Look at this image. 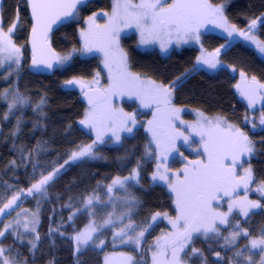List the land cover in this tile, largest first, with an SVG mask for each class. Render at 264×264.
<instances>
[{
  "label": "trees",
  "instance_id": "obj_1",
  "mask_svg": "<svg viewBox=\"0 0 264 264\" xmlns=\"http://www.w3.org/2000/svg\"><path fill=\"white\" fill-rule=\"evenodd\" d=\"M209 2L213 5L225 3L224 15L228 23L240 31L247 32L250 23L258 20L256 36L264 42V0ZM0 6L4 28L15 21L18 11V24L13 36L15 44L23 52V63L17 74L0 66V208H4L14 195L19 196L11 209H5L8 215L0 214V231L5 233L0 236L4 258L11 264H103L104 253L122 251L133 258L132 264H148L146 256L140 251L128 246L117 247L120 243L112 238L111 228L96 233L81 252L74 253L73 237L86 226L89 218L86 211L74 217L72 213L81 209L84 201L91 196L99 195L100 201H104V187L114 178L126 176L138 162V183L129 184L124 189L135 203L129 219L131 224L137 231H142L150 225L157 212L171 217L176 213L172 195L163 186L150 182L154 162L144 158L149 138L141 127L148 115L147 112L140 113L139 105L130 99L126 98L121 106L127 113L134 112L138 116L132 136L123 137L117 147H98L94 159H83L63 168L72 151L76 147L92 144L93 138L79 125L85 110L80 94L75 90L64 91L62 86L71 79L82 82L92 80L97 73L105 77L98 56L82 55L79 33L88 16L110 10L111 0H94L82 5L78 17L50 36V45L57 56L70 54L71 59L66 66H58L54 73L45 76L32 75L26 69L28 63H25V56L28 54L25 44L31 24L25 2L0 0ZM205 22L200 26L201 46L207 52H214L229 41L208 32ZM119 43L127 54L128 67L133 74L173 89L174 106L187 108L201 116L222 118L235 127H241L244 117L250 113L235 92L236 77L243 72L245 77L251 80L255 77L264 85V60L239 41L230 43L220 56L221 62L228 68L212 73L196 69L198 50L193 47L184 46L168 56H161L154 49L142 52L137 48V38L133 33L121 36ZM230 68L235 69L234 73L230 72ZM11 87L16 96L25 99L23 105L15 104V99H8L6 94L3 100L4 91ZM9 104L14 105L11 110ZM251 141L254 152L243 168L251 167L254 178L263 184L264 129L254 133ZM56 169L59 171L44 186L35 204L33 199L36 195L29 197L27 189ZM250 196L257 199L255 194ZM258 200L261 207L248 216L242 218L234 213L226 228H217L218 232H210L207 237L205 234L193 236L181 253V261L184 264H259V251L252 252L249 248L251 240L264 236V198L260 196ZM19 210L37 212L38 223L33 233L15 228L5 230L7 221L12 220ZM160 226L149 228L152 236L163 228ZM245 231L247 236L243 234ZM234 232L240 234L230 243L229 236ZM37 236L39 239H36ZM29 241L36 247L32 248ZM100 244H103L102 248H99ZM193 248L199 251L193 253ZM170 250L165 246L163 252ZM154 264L173 263L155 261Z\"/></svg>",
  "mask_w": 264,
  "mask_h": 264
},
{
  "label": "snow or ice",
  "instance_id": "obj_2",
  "mask_svg": "<svg viewBox=\"0 0 264 264\" xmlns=\"http://www.w3.org/2000/svg\"><path fill=\"white\" fill-rule=\"evenodd\" d=\"M87 0H27V5L31 9V15L33 19L32 32L34 37L42 35L47 39L48 33L52 30L53 24L58 21L63 22L72 18L78 17L79 9L78 5L86 4ZM208 17H212L214 23L218 27H223L225 31H228L229 36L233 32L237 31L235 25H229L227 18L224 15V5L214 6L209 0H140L136 3L135 0H114L112 15L109 17L108 24L102 29L97 30L96 15L88 18L87 23L89 27L86 30L80 32L81 39L83 41L82 52L99 51L104 57V66L109 72V86L107 89L97 90L100 95L88 96V102L90 105V111L85 113L84 119L80 123L86 127L91 128L96 132L97 139L93 144H89L80 147L79 151H74L71 154L70 159L77 160L85 156H94L93 147L97 142H104L103 135L105 131H111L116 141L120 140L119 133L121 131L131 132L132 127L136 124L134 114L124 113L121 109L119 114L114 111H110L104 107L112 96H119L127 94L129 97L135 95L140 103L144 107H149L153 103L157 105L156 112L153 113L154 120L157 113L161 112L160 105L164 106V111L168 114L167 119L162 122H157L156 127L161 131L154 130L151 126L154 121H149L150 127L147 131L152 133L153 141L156 143L157 149L161 148V137L167 135V127L171 124L173 116L178 117L180 109L171 106L172 89L164 86L163 84H156L152 80H144L139 75L133 74L128 67L127 54L120 47L119 38L120 32L125 28L135 27L140 33V44H146L154 39L167 35L171 37L176 35L177 40H183L185 43L189 39H195L199 42V28L201 23ZM16 19H18V11ZM256 21L253 20L250 25V29L254 27ZM16 27L14 22L8 29V33L11 34ZM245 36V39H251L257 44L259 50L264 52V45H261L259 41L255 40L254 36H249L245 33H241ZM6 42L9 51L7 59L11 60L13 56L16 57V63L19 64L20 49L16 48L11 43L10 35L3 33L0 28V43ZM223 47V46H222ZM35 42L33 43V50L35 53ZM5 48L0 47V52L5 51ZM161 50L165 51L164 44L161 43ZM50 52L51 49L49 48ZM76 51V49H73ZM220 54V49L217 48L214 53L208 54V57H199L197 63L207 64L210 68H215L219 61L216 59ZM53 59L56 64H63L71 59V55L57 56L53 53ZM3 61L0 60V66ZM43 64L44 67L51 69L53 67L52 62L46 60H37L35 55L33 57V66ZM235 71V69H233ZM241 77H244V73H240ZM99 76V73H97ZM67 86H71L77 83L82 84V81L77 79H71L65 82ZM95 83H99L98 80ZM252 83L256 84V78H252ZM260 88H264V85H259ZM242 95L249 100V107H252L255 103L254 97H249L246 93L242 92ZM261 98H264V93H259ZM103 101V103H101ZM25 99L19 95L15 97V104L23 105ZM41 99V103H43ZM14 105H9V110ZM39 107V105H37ZM7 119V115H5ZM261 125H264V112H262ZM226 124L222 118H216L215 121H208L207 127L201 125L200 132L201 139L204 143V151L207 155V163L201 161H190L191 167L186 166L183 169L184 176L176 178L175 182H172L167 175V169L164 173L159 171L161 163H157V171L152 175V180L160 179L168 184L169 190L175 194V203L178 210L176 222L173 223V227L177 226V222L184 221L183 231L179 233L176 240L172 241L173 258L176 264H181L178 253L184 249V247L193 239V233H198L203 229L205 237L210 232H218L215 227V221L220 220V223L227 222L226 213H215L211 201L216 199V193L223 190L225 195H230V191L225 187L226 184L231 183V180L235 179L234 165L238 161V157L243 154H252L254 152L253 142L249 137L235 125L227 124L226 127L222 125ZM131 125V126H130ZM255 127V125H253ZM172 132L175 136H183L182 132H178L175 128H172ZM207 136V140L204 137ZM185 142H188V137H183ZM173 142L168 144L167 147L171 151H177ZM146 150L151 153V149ZM162 153L157 154V158ZM231 157L233 161V167L230 172L225 173L223 159ZM165 159L167 157L165 156ZM68 161H65L67 163ZM54 172L49 173L46 176H42L38 182L33 183L30 188L27 189V195H32L33 192L40 193L44 186L49 183L55 176ZM246 176L241 177L240 180L244 182L245 187L252 178L251 167L245 170ZM138 175L136 170L130 177H125V180L135 179ZM114 185H120L123 187V181L119 177L113 180L112 185L108 186V191H112ZM23 191V190H22ZM19 196L14 195L11 200L4 205V208H0V214H3L5 209H11L18 200ZM91 199L87 201L91 204ZM251 208H259L260 204L255 201H249ZM233 205H229V212H231ZM242 214L247 216L249 214L248 208H241ZM161 213L157 212L152 219L155 220ZM167 218V213H164ZM27 228V225H25ZM146 230V229H145ZM94 231V229H93ZM5 233L0 231V236ZM120 233H118L119 235ZM239 232L232 233L233 239L239 235ZM245 236L248 233H243ZM144 235V230L139 233V236ZM39 239V236L36 237ZM78 244H87L92 239L90 233H81L75 238ZM128 240H133L135 243H139V238L128 237ZM32 248L36 247V244L29 241ZM103 243V241H101ZM251 248H259L261 251V259L264 261V236L260 239L251 240ZM80 249L77 248V251ZM193 253L198 252V249L193 248ZM4 250L0 249V255H3ZM219 257V253H216ZM126 261L131 262L132 257H125ZM155 259V257H154ZM248 259L251 261L252 257ZM4 264H11V262L5 258ZM105 264H109L108 260H105Z\"/></svg>",
  "mask_w": 264,
  "mask_h": 264
},
{
  "label": "rangeland",
  "instance_id": "obj_3",
  "mask_svg": "<svg viewBox=\"0 0 264 264\" xmlns=\"http://www.w3.org/2000/svg\"><path fill=\"white\" fill-rule=\"evenodd\" d=\"M135 2L139 3L140 0H135ZM167 2H171V0H167ZM113 3H114V0H111V8L109 11H98V12L94 13L96 15V25L98 26L97 27L98 31L102 30L108 24L109 17L112 15V11H113ZM220 4H223L224 8H225V3H220ZM220 4H216V5H220ZM216 5H214V6H216ZM94 14L88 16L84 20V28L82 30H86L89 27V24L87 23L88 18L93 16ZM212 21H213L212 17L206 19V22H205L206 30L208 32L218 34L224 38H228V41H229L228 43H226V45L219 48L220 54L218 57H216V59L219 61V63H217V66L215 68H210V67H208L207 64H204V63H197V59L199 57H208V54L215 52V51L214 52H207L202 48L201 38H200L201 31H202L201 27L199 28V33H198L199 34V42H197L195 39H189L186 43L183 40L178 41L176 35L173 34L171 37L164 35V36L160 37L159 39L152 40L149 43L140 44V33L135 27L123 29L120 32V37L125 36L128 33H133L136 35V38H137L138 50L144 52V51L154 49L161 56H168L173 50L178 51L184 46L196 48L198 50V54H197V58H196V62H195V67L197 70H201V71H204L206 73L215 72L220 68H225V67L228 68V66L224 65L221 62L220 56L227 49V47L229 46L230 43H233L236 41H239L243 45H245L246 47L253 49V51L256 53V55L259 58H261L262 60H264V52H261L259 50L257 44L254 43L253 40H251V39H245V36L241 34V33H245L249 36H254L256 41H259L261 45H264V42H261L256 36L257 25L259 23L258 20H256L255 26L252 27L251 29H250V25L252 24V22L250 23V25L248 27L249 29L247 32H243V31H240L237 29V31L233 32L231 36H229L228 31H225L223 27H218L217 24L212 22ZM14 22L16 23V26H17L18 20L15 19ZM12 24L8 27H5V28H4V26H2V23H1V6H0V28H2V31L4 34L10 35L12 45H14L16 48L20 49L19 64H17L15 56H13L11 58V60L7 59L8 55H9V51L11 50L10 48H8L7 43L6 42L0 43V47L6 49L5 51L0 52V60L3 61V64H2L3 68H8L9 72H11L12 74L13 73L17 74L20 71L21 65L23 63V52H22V49L19 46H17L14 42V36L13 35H14L16 27L13 29L11 34L8 33V29H9V27L12 26ZM82 30H80V32ZM79 37H80V41H81V46L83 48V41L81 39L80 33H79ZM161 43L164 44V47L166 49L165 51L161 50ZM82 55L84 57L89 56V55L90 56H98L101 59V62H102V65H103V68L105 71V77H103L101 75L95 76L92 80L85 81L82 84H84L87 88L107 89L109 86V82H110L109 81V72H108V69L105 68V66H104L103 54L99 51H92V52H83ZM28 60H29V55L25 56V63H28ZM68 61L63 63V64H59L58 66L64 67L68 64ZM26 66H27V64H26ZM230 72L234 73L233 69L230 68ZM96 80L99 81L98 84L95 83ZM5 94H6V96H8L7 97L8 99H12V98L15 99V97H16V93L14 92L13 87L4 91V93H3V100L4 101L6 99ZM172 97H173V89H172V95H171V106L174 108L180 109L179 114H178L179 118H176L175 116L172 117L171 124L167 127V135H166L167 138H169L171 140V142L163 140L160 149H157L156 143L153 141V137L151 136L152 133L150 131H147V129L150 127L149 121H154V123L151 127L154 130L158 131L159 128L156 127L157 122H162V121L167 119L168 114L164 111L163 105H160V108L162 111L157 113L155 120H154L153 113L156 112L157 105L155 103H153L149 107H144L141 105L140 100H138L135 95H132L131 97H129V95H127V94L119 95V96H112L110 98V100L107 102V104L104 105V107L110 111H114L116 114H119L120 110L122 109L121 102H125L126 98H128V99L131 98L140 104L139 105L140 113L147 112L148 116H147L146 120L143 122L141 127L146 132V134H148L149 143H148L147 148L151 149V153H149L147 150L145 151L144 158L146 160H152L154 162V166H153L154 170H153L152 174L150 175L149 179H150L151 184H157V185L163 186L172 195V197L174 199V209L176 212L175 215L172 217L167 215V218H165L164 215H160L155 220L151 219L150 225L147 228H145L146 230L144 229V235L139 236V233L141 231H137L135 229V226H133V224H131V222L129 220L131 214L134 211L135 203H134L133 199L128 197L124 192V189L127 185H129V184H135L136 185L138 183V178H139L138 168L140 166V164H139L140 162H138L133 166V168L130 170V172L126 176L119 177L121 179V181H123V185H124L123 187H121L120 185H114L112 187V191L109 192L108 186L112 185L113 180L116 179V178H114L110 183H108V185H106L104 187V191H103V193L105 194V200L104 201H100L99 195L91 196L84 201L83 207L81 209L75 210L72 213V217H74L79 212L86 211L88 213V218H89L88 219L89 221L86 224V226L83 227L79 232H77L73 237V245H74V253L75 254L81 252L87 246V244L90 242V240H89L87 244H78V242L75 238L77 236H79L81 233H90L91 237H93L99 231L111 228L112 229V238L115 241H118L120 243V245L117 247H127L128 246V247H131L133 249L140 251L141 254L146 256L148 264H154L155 261L156 262L158 261L160 263L165 262V261H169L170 263L176 264V261L173 258L172 249L170 251H168L167 253L163 252V249L166 246L168 241H170L172 238H174L176 235H178L179 233H181L183 231L184 221L180 220L179 222H177V226L175 228L173 227V223H170V221L176 222V217L178 215V210H177L176 203H175V199H176L175 194L169 190L168 184L165 183L164 181H162L160 179H156L155 181H153L152 175L157 171V168H156L157 163H161V165H162V164H164V162L171 160V165H172L171 167H165V164H164V166L160 167L159 171L161 173H164L165 169H167V175L172 182H175L177 177H180L182 179L184 176L183 169L186 166L191 167L190 161H192V160H189L187 163L184 162V163H181V165H177V164H179V159L172 160L175 157L176 151H171L167 147V145L171 144L173 142V137H175L174 144H175L176 148H178L180 146H184V147H188L190 150H192V152H191L192 154L193 153L199 154V152L206 154L204 151V143L201 139V135L199 134L200 126L203 125V126L207 127V122L208 121H215L216 118H210V117H206L203 115L201 116L198 113H196L195 111L189 110L187 108L176 107L172 104ZM9 105H13V104H9ZM90 110H91L90 108H85V110L83 112V118L82 119H84L85 113L90 111ZM123 112L127 113V111L125 109L123 110ZM262 112H264V111H262ZM262 112H255L254 111V114L248 113V115L246 117H244V120L241 123V127H236V128H239L240 131L244 132L249 137V139L251 140V136L254 133H259L260 131H262L264 129V125H261V123H260ZM128 113L134 114L135 119H136V124H135V126L132 127V131L130 133L125 132V131H121L119 133L120 140L116 141L115 137L112 135L111 131H105L104 135H103V141L104 142H97V143H95V145L93 147L94 156H85V157H81L80 159H77V160H72L69 158L68 162L64 165L63 168L70 166L73 163L78 162V161L83 160V159H94L97 156L95 153V150L98 147H100V146H104V147H107V146L115 147L116 146L117 147L120 145V142H121L123 137L132 136L134 129L136 128V126L138 124V119H137L138 116L134 112H128ZM187 115L189 116V119L191 118L190 120L187 118L188 117ZM79 125L82 126L86 130V132L92 136V138H93L92 144H93V142L96 141V139H97L96 132L93 131L91 128L84 127L81 123ZM225 125L227 126V123L222 125V127H225ZM253 125H255V127H253ZM172 128H175L178 132H182L183 136L176 137L175 133L172 132ZM184 136L188 137L189 144H188V142L187 143L185 142V140L183 138ZM163 138H165V136ZM190 138H192V140ZM204 140H207V136L204 137ZM80 147H83V146L76 147L72 152L79 151ZM158 153H162L159 156V159L157 158ZM161 156H163L164 158ZM165 156L167 157V159H165ZM250 156H251V154H243L242 155L243 162L241 164V167H237L234 165L235 179L231 180V183L242 182V185L240 187L242 193L231 198V199H226L225 203L211 202L212 208H213L215 213H226L227 214V222L226 223H220L219 219H217L215 221V227L216 228H226V226L228 225V223L230 221V217L234 213L241 216L242 218L246 217L245 215L242 214V211H241L242 207L248 208L249 214L258 210V208H251L249 206V201H255L256 203L260 204L258 197L261 196L264 198V183L262 184V183L258 182L254 178L253 174H252L251 180L247 183V187H245L244 182L242 180H240L241 177L246 176L245 170L247 168L244 169L243 165L245 162L248 161ZM70 157H71V155H70ZM228 159H229V161H228L229 166H226V173L230 172L232 167H233V161H232L231 157H229ZM134 169L138 173V175L135 177V179L125 180L124 179L125 177H130L132 175ZM251 194H255L257 199L251 198V196H250ZM32 195H36V197L33 200H34V203L37 204L38 199L41 197V192L40 193L33 192ZM32 195H29V197ZM89 199H91V201H92L91 204L87 203V201ZM230 204L233 205L231 212H229V205ZM6 214H7L6 212L3 213V215H6ZM37 223H38V216H37L36 211H34V210H32V211L19 210V211H16L14 213L12 220L7 221L6 226H5L6 227L5 230L11 231L12 228H15L19 231H23V232H27V233H33L37 227ZM25 225H27V228L25 227ZM154 225H155V227L161 225V226H163V228H161V230L157 231L156 234L154 236H152V231H150L151 232L150 233L149 228L151 226H154ZM93 229H94V231H93ZM118 233H120V234L118 235ZM197 235L204 236L203 229H201V231L198 233H193V236H197ZM129 236H131L133 238L138 237L139 243L137 244L133 240H128ZM229 240H230V243L234 240L232 235L229 236ZM189 244H190V242L184 248H186ZM99 246H100L99 248H102L103 244H100ZM77 248H79L80 250L77 251ZM249 248L252 252L259 251V253L261 255V251L259 248L252 249L251 244H250ZM182 251H180L178 253L179 259H180ZM166 254H168L167 257H166ZM127 256H129V255L125 252H122V251H114L111 253H104L102 256V262H103V264H105V260L107 259L109 264H132L131 263L132 261L131 262L126 261L125 257H127ZM154 257H155V259H154ZM4 259H5L4 255H0V264H4ZM172 259H173V261H171ZM180 261H181V259H180ZM181 264H184V263L181 261ZM259 264H264V261H262V259H260Z\"/></svg>",
  "mask_w": 264,
  "mask_h": 264
},
{
  "label": "water",
  "instance_id": "obj_4",
  "mask_svg": "<svg viewBox=\"0 0 264 264\" xmlns=\"http://www.w3.org/2000/svg\"><path fill=\"white\" fill-rule=\"evenodd\" d=\"M26 4L29 20H30V30L28 32V36L26 39V45H25V50L29 55V60L27 64V71L32 74V75H39V76H45V75H51L54 73L59 64L55 63V60L53 59V53L56 54V52L52 49L49 38L50 36L60 27L67 25L72 21V19L60 22L58 21L56 24H53L52 30L48 33L47 39H45L42 35H37L34 37L33 32H32V27H33V19L31 15V9L27 5V0H23ZM94 0H87L86 3L92 2ZM82 5H78V9ZM35 42L36 48H35V53L33 50V43ZM51 49L49 52L48 49ZM36 57L37 60H46L50 61L53 64V67L51 69L44 67L43 64H38L36 66H33V57ZM57 55V54H56ZM259 85H261L258 81H256V84L252 83V80L248 77H241V75L237 76L235 79V92L240 99L241 102H243L247 108L252 109L255 112H261L264 110V98H261L259 96V93L264 92V88H260ZM64 91H77L80 94V100L81 103L84 105L85 108H90L88 98L86 97L85 93L88 94V96H97L100 95V93L97 90H101L98 88H87L84 84H74L71 86H67L66 83L63 84L62 86ZM244 92L246 93L249 97H254L255 103L253 104L252 107H249V100L245 98L244 95L241 93ZM103 101H101L102 103ZM158 131H161V129H158ZM237 189L232 188L230 190V196H233L237 193ZM179 235V234H178ZM178 235H176L172 240H170L166 244V249L170 250L172 249V244L171 242L176 240Z\"/></svg>",
  "mask_w": 264,
  "mask_h": 264
},
{
  "label": "flooded vegetation",
  "instance_id": "obj_5",
  "mask_svg": "<svg viewBox=\"0 0 264 264\" xmlns=\"http://www.w3.org/2000/svg\"><path fill=\"white\" fill-rule=\"evenodd\" d=\"M129 99L131 101L135 102L137 105H140L137 101H135V100H133L131 98H129ZM247 109H248V112L250 111V113L254 114V111L252 109H250V108H247ZM225 127H226V125H225ZM151 136H152V134H151ZM164 136H165V138H163ZM164 136L161 137V139L163 138L162 141L163 140H166L168 142H171V140L169 138H167L166 135H164ZM190 139L192 140V138H190ZM188 144H189V142H188ZM176 149H177V151L175 152V157L172 160L179 159V164H177V165H181V163H184V162L187 163L189 160H192V161H201L203 163L204 162L207 163V155L206 154H203V153H200V152H199V154H194V153L192 154L191 153L192 150H190L188 147H184V146H180V147H178ZM161 157H163V156H161ZM149 161H152V160H149ZM228 161H229L228 158L222 160V163L224 165V171H225V173H226V166H229V162ZM242 162H243L242 155H240L238 157V161L235 164V166L241 167ZM164 164H165V167H171L172 166L171 165V160L164 162ZM164 164H162L161 166H164ZM241 185H242V182L226 184L225 187L228 188L229 191L232 188H236L238 190L237 193L235 195H233V196H230V195H225L224 194V191L221 190L218 193H216V199H213L211 202H214V203H225L226 202V199H231V198H233V197L241 194L242 191H241V189H239L241 187Z\"/></svg>",
  "mask_w": 264,
  "mask_h": 264
},
{
  "label": "bare ground",
  "instance_id": "obj_6",
  "mask_svg": "<svg viewBox=\"0 0 264 264\" xmlns=\"http://www.w3.org/2000/svg\"><path fill=\"white\" fill-rule=\"evenodd\" d=\"M236 189V188H235ZM240 189V188H239Z\"/></svg>",
  "mask_w": 264,
  "mask_h": 264
}]
</instances>
